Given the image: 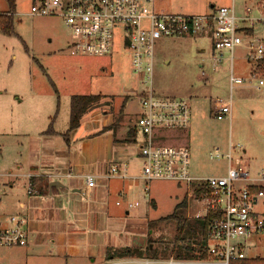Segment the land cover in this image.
<instances>
[{
	"label": "rangeland",
	"instance_id": "1",
	"mask_svg": "<svg viewBox=\"0 0 264 264\" xmlns=\"http://www.w3.org/2000/svg\"><path fill=\"white\" fill-rule=\"evenodd\" d=\"M259 2L264 3V0H155L154 5L160 13L189 15L209 13L211 6H233L235 13L241 15L245 5L253 6ZM30 3L31 0H15L11 33L0 32V104L5 106L3 113L8 114L6 104L12 100H22L23 107L28 108L33 107L32 104L35 107L36 102L41 100L45 105L52 103L54 111L58 115L60 113L58 123L63 109L68 111L71 96L105 95L107 99L102 100L103 105L97 110L112 117L110 127L113 130L124 127L126 137L131 138L132 126L140 112L136 95V89L139 91L140 88L137 86L138 76L130 69L129 53L122 46L119 34L114 35L111 53L107 56L71 54L70 34L62 21L29 15ZM6 10V5L0 2V15H6ZM254 33L264 36V27L255 25ZM211 45L209 34L161 38L155 42L152 85L155 96L183 99L192 110L190 125L183 131H163L160 135L162 144L187 147L191 174L209 178L225 176L227 160L224 155L231 143L241 150L233 151L231 166L248 172L250 183L257 184L255 180L264 173V85L256 89V83L246 82L235 88L231 97L230 121L228 118L222 121L214 119L210 113L212 101L229 100V65L224 63L213 68ZM243 54L240 48L234 52V74L248 77L242 61ZM32 89L44 98L32 96ZM124 100H128L126 108L124 106L120 112ZM6 119L2 120L3 124L9 122ZM216 149L222 156L210 160L209 153ZM138 159L142 167V159ZM152 189L156 208L149 216L156 221L169 216L179 199L185 197V187L171 182L153 183ZM191 198L190 215H193L201 210L200 196ZM187 212L186 207V220H195L187 218ZM254 212L264 217V197L254 206ZM152 229L151 240L156 241L154 249L157 250L158 261L166 262L172 258L170 243L176 236V224L157 222ZM146 237L147 243L148 235ZM243 243L247 258H264V234L252 235ZM127 258L143 259L134 255L96 261L94 264H134ZM185 262L188 264V260Z\"/></svg>",
	"mask_w": 264,
	"mask_h": 264
},
{
	"label": "built area",
	"instance_id": "2",
	"mask_svg": "<svg viewBox=\"0 0 264 264\" xmlns=\"http://www.w3.org/2000/svg\"><path fill=\"white\" fill-rule=\"evenodd\" d=\"M155 0H31L28 14L40 18L59 19L70 34L71 54L102 57L111 53L112 41L119 34L122 46L129 53L132 73L138 76L140 113L135 126L141 139L135 143L142 159L141 178L152 182H171L185 187L187 218L205 219L207 260H189L188 264H229L246 257L243 240L264 234V217L253 208L264 196V173L250 183V175L231 166L233 151L240 147L229 143L226 154L227 171L223 177H197L191 174L187 147L162 144L163 131H180L191 122V107L177 98H159L153 91L154 45L161 38L197 37L209 34L212 41L213 68L229 65V100L212 101L210 113L217 121L231 119V97L235 87L246 82L263 86L264 37L254 33L255 25L264 27V3L245 5L237 15L233 6L219 7L209 14H162L154 11ZM244 51L249 67L247 79L234 74V52ZM203 75V72H202ZM219 150L209 153V159L221 157ZM69 177V175H66ZM126 178L125 170L113 166L108 177ZM96 186L94 176L85 177V193ZM204 189L198 201L201 210L190 215L189 202L195 190ZM148 192V188H145ZM119 205V203H117ZM9 226L0 223V248L24 247L27 244V222L12 216ZM173 258L141 259L134 264H185Z\"/></svg>",
	"mask_w": 264,
	"mask_h": 264
},
{
	"label": "crops",
	"instance_id": "3",
	"mask_svg": "<svg viewBox=\"0 0 264 264\" xmlns=\"http://www.w3.org/2000/svg\"><path fill=\"white\" fill-rule=\"evenodd\" d=\"M0 2L7 12L6 1ZM214 9L211 6V12ZM154 11L160 13L155 5ZM31 95L44 98L35 89ZM39 101L42 104L36 102L29 108L23 107L22 100L7 102V115L0 104V223L8 227L10 217H22L28 237L24 247L0 248V264H94L105 260L107 251L145 248L146 235L151 234L146 226L156 221L149 213L156 208L152 184L157 182L146 185L142 180L140 156L125 128L104 131L112 117L95 110L64 137L69 106L57 123L60 113L52 103ZM3 119L9 122L3 124ZM49 126L51 133H47ZM113 166L124 169L126 178L108 177ZM88 175L94 176L96 186L85 193Z\"/></svg>",
	"mask_w": 264,
	"mask_h": 264
},
{
	"label": "trees",
	"instance_id": "4",
	"mask_svg": "<svg viewBox=\"0 0 264 264\" xmlns=\"http://www.w3.org/2000/svg\"><path fill=\"white\" fill-rule=\"evenodd\" d=\"M8 7V14L0 15V32L3 34H10L12 30V12L14 11V0H5ZM11 12V13H10ZM263 77H264V61L262 63ZM107 99L103 95H74L70 98L69 104V126L64 137L77 129L83 117L90 112H93L100 108L103 103L102 100ZM106 104V103H105ZM124 101L120 106V112L124 109ZM113 130L111 127L105 129L104 131ZM133 134L131 136L132 142L137 141L138 129L135 125L132 126ZM51 126L47 130V133H51ZM130 133V131H128ZM128 133V134H129ZM115 138V137H114ZM117 139L115 138V142ZM253 191H263L264 188L254 187ZM204 192V189L195 190V195L200 196ZM187 207L185 197L180 203H178L172 213L157 221L148 222V234L147 246L143 249H131L124 248L115 251H107L105 254V260H112L114 258H125V257H135L149 259V260H159L157 258V250L154 249V244L156 241L151 240L153 235V227L157 222L170 221L176 224V236L174 240L170 243V254L174 260L177 261H189V260H207L208 255L206 252L207 238H206V224L212 215H208L205 219H195L193 221H188L184 217V213ZM151 246V247H150ZM229 264H264V258L254 257L231 261Z\"/></svg>",
	"mask_w": 264,
	"mask_h": 264
},
{
	"label": "water",
	"instance_id": "5",
	"mask_svg": "<svg viewBox=\"0 0 264 264\" xmlns=\"http://www.w3.org/2000/svg\"><path fill=\"white\" fill-rule=\"evenodd\" d=\"M151 247V246H150Z\"/></svg>",
	"mask_w": 264,
	"mask_h": 264
}]
</instances>
